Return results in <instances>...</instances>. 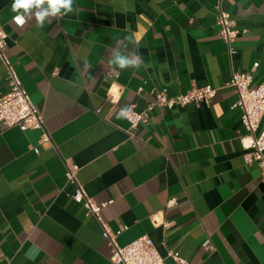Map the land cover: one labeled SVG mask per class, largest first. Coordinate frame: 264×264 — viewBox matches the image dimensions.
<instances>
[{"label": "crops", "instance_id": "1", "mask_svg": "<svg viewBox=\"0 0 264 264\" xmlns=\"http://www.w3.org/2000/svg\"><path fill=\"white\" fill-rule=\"evenodd\" d=\"M217 2L74 0L41 28L35 18L17 26L13 0H0L5 52L51 134L40 142V131L0 124V264H114L100 223L72 197L67 160L91 197L113 200L103 216L113 230L128 226L120 245L148 235L165 264H179L170 251L187 264H264V172L245 161L228 85L254 67L253 85L264 84V0L224 3L241 31L233 57ZM113 49L144 64L121 70ZM207 85L218 89L210 105L156 107L135 129L118 118L156 91ZM9 91L0 60V95Z\"/></svg>", "mask_w": 264, "mask_h": 264}, {"label": "built area", "instance_id": "2", "mask_svg": "<svg viewBox=\"0 0 264 264\" xmlns=\"http://www.w3.org/2000/svg\"><path fill=\"white\" fill-rule=\"evenodd\" d=\"M231 0H218L215 5L219 34L228 46L230 57L237 53L234 45L241 31L237 26L236 19L231 12L225 9L224 3ZM8 32L0 23V60L5 65L7 77L10 83L8 94L0 95V124L4 127H18L22 131H40V142H50L51 134L45 123V116L32 102L31 97L24 87L13 63L10 61L5 50L8 44ZM235 71L228 85L234 87L239 94V99L234 107L242 111L241 120L246 134L242 136V142L246 149L245 161L249 164L256 162L264 172V84L253 85V71ZM218 89L212 85L204 87L193 86L186 93L171 95L162 89L155 92V98L143 110H137L134 106L127 107L131 129H135L141 122L145 121L149 113L156 107L174 109L194 104L197 107L210 105L217 95ZM115 94L111 101L115 102ZM121 109L120 108L119 112ZM39 153V148H33ZM80 167L74 162L67 160L66 178L67 182L75 186L73 199L82 204L89 214L94 216L102 228V236L108 241L112 248L110 259L114 264H165L164 257L159 253L154 240L148 236H140L130 243L122 246L117 238L128 229V226H120L113 230L103 216V210L113 203V200L97 201L91 197L84 184L78 178ZM171 200L169 203H173ZM179 264H187L179 252L170 251Z\"/></svg>", "mask_w": 264, "mask_h": 264}, {"label": "clouds", "instance_id": "3", "mask_svg": "<svg viewBox=\"0 0 264 264\" xmlns=\"http://www.w3.org/2000/svg\"><path fill=\"white\" fill-rule=\"evenodd\" d=\"M74 0H13L11 9L16 15L13 22L17 26H23L27 20L35 18L38 27H43L47 18L57 15H67L75 11ZM110 64L121 70L127 68H139L144 61L136 52L122 54L121 51L113 49L110 52ZM147 66V65H145ZM127 108L121 109L118 118H128ZM38 249L34 246L28 253L29 258H33Z\"/></svg>", "mask_w": 264, "mask_h": 264}]
</instances>
